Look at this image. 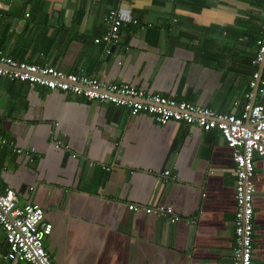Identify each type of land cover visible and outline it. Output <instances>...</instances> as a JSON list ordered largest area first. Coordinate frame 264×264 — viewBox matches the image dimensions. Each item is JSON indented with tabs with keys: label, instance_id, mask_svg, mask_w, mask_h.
Returning <instances> with one entry per match:
<instances>
[{
	"label": "crops",
	"instance_id": "obj_1",
	"mask_svg": "<svg viewBox=\"0 0 264 264\" xmlns=\"http://www.w3.org/2000/svg\"><path fill=\"white\" fill-rule=\"evenodd\" d=\"M111 8L123 16L118 40L95 42ZM263 8L264 0H0V49L239 114L247 102L264 105V91L249 85ZM0 135L9 142L0 187L41 206L54 263L231 264L234 163L218 130L0 77ZM253 161L251 259L264 264V155ZM129 204L169 206L179 219ZM6 251L0 225V264H27Z\"/></svg>",
	"mask_w": 264,
	"mask_h": 264
},
{
	"label": "built area",
	"instance_id": "obj_2",
	"mask_svg": "<svg viewBox=\"0 0 264 264\" xmlns=\"http://www.w3.org/2000/svg\"><path fill=\"white\" fill-rule=\"evenodd\" d=\"M1 18V14H0ZM108 30L95 42L116 43L118 30L123 22L121 12L111 8L104 17ZM135 23L136 20H133ZM257 51L252 63L258 66L251 75L249 85L264 91V8L259 33L256 37ZM0 77L20 80L29 84H40L49 89H58L81 96L88 100L108 101L129 108L131 114L139 111L151 114L165 124L170 120L194 124L203 130L216 129L231 149L234 163V216L231 264H252L253 194L255 191L254 155H264V105L247 102L239 114L219 112L186 100L148 93L127 83L108 82L83 72H67L47 64L16 60L0 49ZM248 93L247 96H250ZM9 143L0 135V147ZM56 145H61L56 142ZM66 148L67 146L64 145ZM13 151L24 150L13 145ZM75 156V155H73ZM34 157L28 156L32 162ZM89 166L93 162H89ZM106 170L108 166L102 165ZM164 177L174 178L169 170ZM131 210L142 208L176 222L179 217L172 208L164 205L138 206L129 204ZM0 225L5 234L7 251L5 258L12 262L27 264H56L44 246V239L51 232L52 224L44 219L41 206L32 203H18V197L10 188L0 187Z\"/></svg>",
	"mask_w": 264,
	"mask_h": 264
},
{
	"label": "water",
	"instance_id": "obj_3",
	"mask_svg": "<svg viewBox=\"0 0 264 264\" xmlns=\"http://www.w3.org/2000/svg\"><path fill=\"white\" fill-rule=\"evenodd\" d=\"M114 47V45L112 44L111 46H110V48L112 49Z\"/></svg>",
	"mask_w": 264,
	"mask_h": 264
}]
</instances>
